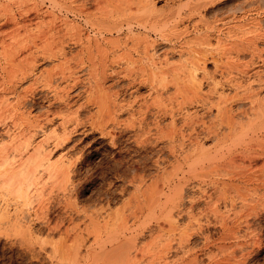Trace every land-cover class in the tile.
<instances>
[{
	"label": "rangeland",
	"instance_id": "1",
	"mask_svg": "<svg viewBox=\"0 0 264 264\" xmlns=\"http://www.w3.org/2000/svg\"><path fill=\"white\" fill-rule=\"evenodd\" d=\"M76 1L66 0V4L69 5V2H72V5L83 4V0H78L81 1H77L78 3ZM85 1L87 0L83 2ZM154 1L155 9L152 12L154 16L151 15L158 23L159 33L156 31V34L150 28L142 29L133 25L131 30L124 27L120 35L115 33L111 35L104 31L107 24L102 25L105 33H100L102 29L91 25L89 21H86V17H80L63 8L61 0H0V83L14 84L15 87L13 90L0 88V110H2L0 117L3 118L0 121V151L6 148L2 151L8 150L7 153L11 155L9 158L12 162L13 160L17 162L22 159V156L25 158L26 153L20 156L17 153V156L12 154L14 147L21 145L24 138L17 135L19 129L15 128L17 127L16 122L24 123L30 118L31 120L37 119L44 124L49 112L48 118H53V121L48 125L44 124L43 131L27 134L28 139L32 142L31 145L35 146L44 135L49 134L53 129L61 135L63 131L60 124L63 120L61 118L69 117L65 121L70 123L67 122L63 127L66 128L67 135L64 137L70 140L65 139L58 147H54L53 143L49 142L46 144V151L51 149L48 157L50 163L62 160L68 166L69 161L71 162L65 178L61 174H55L52 170L41 169L42 171L38 173L40 177L38 176L35 185L28 190L25 201V198L15 197L7 189L0 188V214L9 204L7 207L9 219L5 216L6 219L3 217L0 220V264H124L126 255H122L124 256L122 259L125 260L123 261L116 249L122 251L120 250L122 245H125V248L129 247L126 246L127 243L124 244L127 238L129 239L126 241L138 238L136 241L132 240L136 247L131 241L129 242L137 250H142V245H144L143 250L145 249L142 252L140 250L136 252L133 246L129 247L131 250L128 248L131 251L128 250L129 257L130 255L131 257L138 256L134 263L131 261V264H157L158 261L162 264L165 261L167 264H179L181 256L190 262L194 260L195 264H222L223 262V264H264V168L261 169L264 166V156L257 159L253 165H249L247 161L251 157L248 153L249 155L254 154L264 145V0ZM195 1L196 4L199 3L198 8ZM86 3L87 12L93 16L91 18H98V15L104 12L108 14L109 10L113 14L117 12L111 4H107V0H102L101 6L89 0ZM188 7L197 8L194 15L189 14ZM134 8L132 7L133 12L130 11V13L135 12ZM105 13L102 16L107 17ZM136 13L138 14V11L134 14ZM105 18L101 17L103 20ZM78 32L83 42L86 39L103 41V46H101L103 50L98 56L99 52H94V56L98 65L100 63H104L105 66L109 65L106 67L107 70H104L108 74L106 73L105 76L104 72L103 75L101 74L106 79L99 76L101 70L97 69V64L95 65L97 68L90 69V73L87 72L89 71L87 65H83V69L75 67L81 69L79 71L73 68L72 74L75 72L73 77L75 76V82L78 81L76 85L73 83L72 74L70 78L65 76L68 80L65 78L66 80L62 81L60 74L53 77V83L51 82L49 87H45L47 84L40 79H44L42 76L46 74V70L58 73L60 68L59 57L50 54L51 50L54 52L56 49L54 44L58 41L60 33H64L67 39L65 51L67 59L70 60V57L75 56L81 49L80 43L77 45L73 40V37L78 39ZM200 36L205 39V42ZM114 37L117 38L116 41L124 42L120 43V47L117 45L119 50L115 49L116 46L113 48L110 43L112 39L115 41ZM201 40L204 44H201ZM199 41L201 45L198 44ZM31 42L36 43V47L39 44L46 45L47 42L53 45V47L50 46V51L45 50L49 58H46V53L41 52L42 49L39 50L41 46L37 51ZM133 42L139 43V47L136 48ZM27 45L30 46L32 52H36L34 53L37 54V58L42 56L36 58L38 61L35 64L37 65L35 69L33 68V72L28 71L30 74L27 72L30 63V56H28L30 48L28 49ZM123 46L126 47L123 48ZM143 46L146 49H143ZM193 50L197 51L196 55ZM11 51H16L13 52V54L16 53L15 57L11 55ZM39 52L42 55H38ZM101 52L106 54V58L105 55H101ZM197 53L198 57H204L203 59L206 60L205 71L207 72L205 75L202 71L196 72L195 82L201 83L200 94L203 96L209 94L211 97L209 101L216 103H213V106L228 98L226 104L230 105L235 112L234 122L237 121L234 124V126L237 125L235 132L229 136L230 138L226 141L228 143L225 142L223 145L222 154H219L220 157L216 156V163H212L215 166L206 163L208 156L211 157L212 154L205 155L207 159L204 155H198V157L196 155L190 161L186 160L183 152L190 148L187 139L185 141L188 146L185 141L186 148L183 146L185 150L182 148L180 150L178 147L181 138L186 135V128L184 129L183 125L184 114L194 112L195 120L203 115L205 117L202 121H207L205 123L216 121L215 106L211 108V112L207 113L206 108L209 105L201 108V105L199 107L195 102L190 104L192 89L183 83L184 75L190 72L189 60H192L190 57L194 58ZM101 56L105 62L101 59L99 63L97 60L100 61L98 58ZM24 60L27 64H23L26 63ZM71 60L68 61V63L71 62L70 65L73 63ZM17 62L21 64L18 65ZM57 65L59 68H56ZM54 66H56V71L52 69ZM25 70L27 75L23 78ZM40 71L42 76L39 74ZM65 71L62 72L61 69L60 72L64 74ZM68 72L67 70L64 75ZM14 73L17 76H14ZM256 73L258 76L255 75ZM96 81L100 84L96 85ZM65 89L69 90L67 91L69 94L64 91ZM246 95L253 96L259 102L254 98L250 100L251 97L248 99ZM219 96L223 101L219 99ZM60 97L64 100L62 101V98L60 100ZM67 97L69 99H66ZM18 102L21 103L19 110H15L14 107ZM95 102L100 106L94 105ZM249 106H251L250 109ZM1 107L6 108L3 111ZM7 108L8 110L11 108L10 111L14 108L12 114L7 115ZM242 111H248L247 116L242 115L244 114ZM256 111L259 116L256 115ZM172 119L175 120L176 130L174 131H172ZM74 120L82 121V124ZM92 122L98 125L94 124V126ZM250 123L256 127H263L262 132L256 135L245 132ZM240 125L245 130H242ZM202 141L206 149L212 150L217 143L213 139ZM236 142H240V145ZM246 144L250 146L249 149L252 148L253 153L250 151L245 153L242 148ZM235 148L237 151L233 153ZM234 155L236 158H232ZM196 158L200 160L204 158L205 162L200 163L199 159L197 162ZM227 159H234V161L236 159L235 162L230 160L235 164L226 163ZM223 162L233 172L227 168V165L224 166ZM238 163L241 165H236ZM244 163L250 167H248L249 171ZM5 167L7 166H0V173L5 170ZM251 168L253 171L250 172ZM250 179L254 181H249ZM251 194L254 196L252 197ZM250 199H253L252 202ZM66 200L68 203L72 202L69 206H73V211L71 207L66 208ZM176 202L182 203L183 213L178 212L180 208L175 205ZM188 209L191 211V217L185 216L187 213L184 212H188ZM133 212L136 214L133 215ZM15 217L19 221H16ZM126 218L129 219L125 220ZM221 218L226 219V225L229 227H235L237 225L235 220L238 218L242 219L241 221L246 220V223L244 221L240 223L235 239H229L219 226ZM120 224L126 227L123 228ZM182 229L185 237L180 236ZM159 233L161 238L157 235ZM181 237L188 240L183 241V246L179 244L182 249L176 243ZM115 239L117 242L114 241ZM169 240L171 241L169 242L170 247L172 246L173 249L169 248L170 253L163 252L164 255L161 253L164 248L161 245ZM237 242L239 244L243 242V244L239 246ZM150 245L155 249L153 250ZM156 245L160 246L156 248ZM114 248L115 251H112ZM110 251L112 255L107 253ZM119 251L118 253L121 254ZM113 252L118 255V258L116 254L113 255ZM186 260L183 263L188 262Z\"/></svg>",
	"mask_w": 264,
	"mask_h": 264
},
{
	"label": "bare ground",
	"instance_id": "2",
	"mask_svg": "<svg viewBox=\"0 0 264 264\" xmlns=\"http://www.w3.org/2000/svg\"><path fill=\"white\" fill-rule=\"evenodd\" d=\"M75 1V0H74ZM78 1V0H77ZM76 1V2H77ZM82 1V0H81ZM81 1H78V2H81ZM84 1V0H83ZM82 1V3L83 4H81V3H79L78 5L75 3L74 5H72V2L70 3L69 2V5H67L66 3V0H61V3H62V5L61 6H63V8H65L66 10H68V11H70V12H72L73 14L75 13L76 15H78V16H80V17H86V21H89L90 23H91V25H95V27L96 28H103L104 26H102L103 24H107V25H105V27H104V29H102V31L100 30H98L100 33H103L104 31L106 32V33H109V34H117V35H120L121 34V32L123 31V29H124V27L125 28H129L130 30L134 27L133 25H135V26H137L138 28L139 27H141L142 29H148V28H150V30L151 29H153L152 31H157L158 33H159V28H157V26H158V23L156 22V20H155V18L154 17H152V12L154 11V9H155V1L154 0H107V4H111L112 6H113V8H114V11H117L116 12V14H113L110 10L108 11V14L107 13H105L104 11V13H105V15H108L107 17L106 16H102V14H104V13H101V14H99V12H98V18L96 17V18H91V17H93V16H91V15H89V13L87 12V10H86V8H85V6L87 7V5H85V3L88 1H85V3ZM91 3H96V4H98L99 6H101V4H103L102 3V0H93V1H91V0H89ZM201 1V0H200ZM205 1V0H204ZM77 2V3H78ZM99 2H101V3H99ZM198 2V1H197ZM202 2V1H201ZM211 2V1H210ZM60 3V4H61ZM87 4V3H86ZM89 5V4H88ZM195 5H197L196 7L198 8L199 7V3L198 4H196V1H195ZM195 5L193 6V7H195ZM123 6V7H122ZM191 6V5H190ZM258 6V5H257ZM97 7V6H96ZM132 7L134 8V9H136L135 10V12H137L138 11V14L136 13V14H134V13H130V11H132L133 12V10H132ZM186 7H187V5H186ZM192 7V6H191ZM197 8H192V9H190L189 7H188V10H189V14H191V15H194V13L197 11ZM253 9V8H252ZM257 9V8H256ZM86 10V11H85ZM261 10V9H260ZM259 10V11H260ZM87 14H86V13ZM199 12V11H198ZM258 12V11H257ZM85 13V14H84ZM110 13V14H109ZM118 13V14H117ZM252 13V12H251ZM152 14V15H151ZM263 14V13H262ZM101 15V16H100ZM196 15V14H195ZM154 16V15H153ZM101 17L104 19L105 17V20H103V19H101ZM264 17V16H263ZM256 19V18H255ZM264 19V18H263ZM82 20H84V19H82ZM85 20H84V22H86ZM62 23H64V22H62ZM65 24V23H64ZM86 24H88V23H86ZM89 25V24H88ZM255 25V24H254ZM257 25V24H256ZM258 25H259V23H258ZM94 27V26H93ZM253 28H255V27H253ZM75 29V28H74ZM74 29H72V30H74ZM158 29V30H157ZM62 30V29H61ZM78 30H80L79 29V27H78ZM94 30V29H93ZM104 30V31H103ZM161 30V29H160ZM62 32V31H61ZM80 32V31H79ZM78 32V39H76V38H74L73 37V40H74V42L78 45L79 43H80V47H81V49H80V51L77 53V54H75V56H73L72 58L70 57V60L74 63H72L71 65H70V63H68V61H70L69 60V58L67 59V54H66V51H65V48H66V41H67V39H65V37H64V33H60V35H59V39H58V41L54 44V47H55V45H56V49H55V51L53 52L51 49H50V46H52L53 47V45H50V43H48V45H47V43H46V45H47V47H46V45L45 44H42V45H40L39 44V46H41V47H39L38 46V44H37V46L40 48H38V47H36V43L34 44L33 42H31V44L33 45V47L35 46V48L37 49V51H38V49L39 50H41L42 49V53H46L47 51H45L46 49H49V51L50 52H52V53H50L51 55H56V57H59V66H60V68L58 67V65H57V67L56 66H54V68H52V69H55V67L56 68H59V70L61 71V69H62V72L63 71H65V73L64 74H66V72H67V70L69 71L68 73H69V75H68V73H67V75H64L62 72H60L59 70H58V73L57 72H53V70L52 71H50V70H46L47 72H46V74L44 75L43 74V76L41 75V71H40V75L42 76V78H44V79H40V80H44V82L47 84V86H45V87H49L48 85H50V83L52 82V79H53V77H56V76H59L60 74V76L59 77H61L60 79H61V81L62 80H68V77H65V76H69V78H70V76H71V74H72V71H74L73 70V68L75 69V71H76V69L79 71V70H81V69H78V68H75V67H79V68H82L83 69V65H87V69L89 70V71H87V72H91V70L90 69H94L95 70V68H97V69H100L101 71H100V74L99 73H97V74H99V76L102 74L103 75V72H104V76H105V74L107 73H105V71L104 70H107V68L106 67H109V65L107 66H105V64L104 63H100L101 62V59L103 60V62H105L104 61V59L102 58V56L103 55H105V58H106V54H103L102 52V56H101V58L99 57L98 59H100V61L99 60H97L100 64L98 65L96 62H95V56H94V54L95 53H97V52H99V53H97V56H98V54H100V51H102L103 49L101 48V46H103V41L100 39H95V40H90V39H86L85 40V42H83V41H81V39L79 38L80 37V33ZM104 32V33H105ZM157 32H156V34H157ZM155 34V33H154ZM161 34V33H160ZM71 36H73L72 34H70ZM69 35V40H70V36ZM159 35V34H158ZM162 35V34H161ZM160 35V36H161ZM123 36V35H122ZM163 36V35H162ZM125 37V36H124ZM115 38V41L112 39V41L110 42L111 43V45L113 46V48L116 46L117 47V45L120 47V43L122 44V43H124V42H119V41H116L117 40V38L116 37H114ZM196 39H198V40H200L199 38H197V37H195ZM200 38H202L201 36H200ZM203 39V38H202ZM118 40H119V38H118ZM131 41H132V39H130ZM205 39H203V41H204ZM71 41H72V39H71ZM114 41V42H113ZM123 41V40H122ZM133 41H135L134 39H133ZM202 40H201V44L203 43L204 44V42H203ZM73 42V43H74ZM126 42V41H125ZM45 43V42H44ZM105 43V42H104ZM134 43V42H133ZM142 43V42H141ZM30 44V45H31ZM52 44V43H51ZM199 45H201L200 44V41H199V43H198ZM197 44V45H198ZM44 45V46H43ZM76 45V46H77ZM134 45L136 46V48H138L139 47V43H134ZM133 45V46H134ZM138 45V46H137ZM28 47V49L30 48V46L29 45H27ZM49 46V47H48ZM69 46V45H68ZM142 46V45H141ZM21 47H22V45H21ZM25 47H26V45H25ZM43 47H44V49H43ZM109 47V46H108ZM119 47H117V48H115V49H118ZM126 46H123V48H125ZM112 48V47H111ZM20 49V48H19ZM33 49V48H32ZM53 49V48H52ZM120 49V48H119ZM118 49V50H119ZM143 49H146V47H144L143 46ZM195 49V48H194ZM197 49V48H196ZM199 49V48H198ZM201 49V48H200ZM31 50V48L29 49V54H28V56H30V58H29V60H30V63L28 64V66H26V67H28V70H27V72L28 71H32L33 72V68L35 67V65H37V64H35V62H37L38 60V58H41V57H38L37 58V54H35L34 52H32V50ZM43 50L45 51V52H43ZM56 50H57V52H56ZM67 50V49H66ZM19 51V50H18ZM105 51V50H104ZM103 51V52H104ZM12 52V51H11ZM10 52V53H11ZM13 52H16V51H13ZM13 52H12V56H14V55H16V53L15 54H13ZM56 52V53H55ZM95 52V53H94ZM193 52H195L194 54L196 55V52L197 51H194L193 50ZM202 52V51H201ZM201 52H198V53H201ZM253 52H254V50H253ZM256 52V51H255ZM20 53V52H19ZM27 53V52H26ZM49 53V52H48ZM197 53V56H194V58H192V57H190L192 60L190 61L189 60V58L187 59V60H189V63H190V72H187V74H185L184 75V78H185V80H184V78H181L182 80H184L183 81V83H184V85L185 86H187V87H189V88H191L192 89V95H191V98H190V101H191V103L190 104H192L193 102H195V104H197V106H199L200 107V105H201V108H205V107H207V105H209L207 108H206V112L208 113V111H210L211 110V108H213L214 106H213V103L211 102V101H209L210 100V96H209V94L208 95H205V96H203V94L201 95L200 94V87H201V83H196L195 81H196V72L197 71H202V73H203V75H205V74H207V72L205 71V64H206V60L205 59H203L202 57H198V54ZM18 54V53H17ZM40 54V52L38 53V55ZM202 54H203V52H202ZM201 54V55H202ZM253 54H255V53H253ZM40 55H42V54H40ZM44 55V54H43ZM49 54H47L46 53V58L48 57L49 58V56H48ZM50 55V56H51ZM191 55H193V54H191ZM9 56H10V54H9ZM28 56H26V57H28ZM45 56V55H44ZM53 56V57H54ZM108 56V55H107ZM15 57V56H14ZM52 57V56H51ZM12 58V57H11ZM25 58V57H24ZM37 58V59H36ZM45 58V57H44ZM44 58H42V60L44 59ZM55 58V57H54ZM109 58V57H108ZM253 58V57H252ZM260 59V58H259ZM17 60V59H16ZM27 60V59H26ZM26 60H24L25 62H26ZM46 60V59H45ZM106 60V59H105ZM22 61V60H21ZM28 61V60H27ZM263 61H264V59H263ZM108 62V61H107ZM17 64H18V62H17ZM19 64H21L20 62H19ZM18 64V65H19ZM23 64H27V62L26 63H23ZM98 65L97 67L95 66V65ZM108 64V63H107ZM73 65H74V67H73ZM14 66V65H13ZM21 66V65H20ZM19 66V67H20ZM23 66V65H22ZM104 66H105V68H104ZM111 66V65H110ZM18 67V66H17ZM181 67V66H180ZM104 68V69H103ZM181 68H185V67H181ZM181 68H179V69H181ZM35 69V68H34ZM84 69H85V67H84ZM23 70V69H22ZM182 70V69H181ZM255 70V69H254ZM43 71H45V70H43ZM42 71V72H43ZM54 71H56V69L54 70ZM85 71V70H84ZM93 71V70H92ZM185 71V70H184ZM257 71V70H256ZM24 72V74L22 75L23 76V78H25V76L27 75V73H26V70L25 71H23ZM95 72V71H94ZM98 72H99V70H98ZM21 73H22V71H21ZM29 73V72H28ZM43 73H45V72H43ZM75 73V72H74ZM73 73V74H74ZM93 73V72H92ZM30 74V73H29ZM28 74V75H29ZM56 74H58V75H56ZM73 74H72V76L71 77H73ZM96 74V73H95ZM108 74V73H107ZM259 74V73H258ZM39 75V76H40ZM100 76V77H102V78H104V76ZM187 75V76H186ZM255 75H257V73L255 74ZM14 76H17V75H15V73H14ZM20 76V75H19ZM40 76V77H41ZM150 76V75H149ZM258 76V75H257ZM75 77V76H74ZM73 77V78H74ZM95 77H97V76H95ZM152 77V76H151ZM22 78V79H23ZM66 78V79H65ZM141 78H142V76H141ZM153 78V77H152ZM151 78V79H152ZM187 78V79H186ZM20 79H21V76H20ZM37 79L39 80V78L37 77ZM57 79V78H56ZM101 79V78H100ZM104 79H106V78H104ZM142 80V79H141ZM258 80H259V78H258ZM41 81V82H42ZM74 82L73 83H75V85H76V82L78 83V81L76 80V82H75V78H74V80H73ZM99 81V80H98ZM102 81V80H101ZM94 82V81H93ZM138 82V81H137ZM141 82V81H140ZM144 82H145V80H144ZM262 82V81H261ZM53 83V82H52ZM56 83V82H55ZM1 84V83H0ZM45 84V85H46ZM95 84V83H94ZM97 84H100V82H97L96 81V85ZM140 84V83H139ZM13 85V86H12ZM12 85H4V83H2L1 85H0V88L1 89H3V90H13V87H14V84H12ZM72 86V85H71ZM70 86V88H72ZM73 86H74V84H73ZM99 86V85H98ZM151 86H153V85H151ZM15 88V87H14ZM74 88V87H73ZM261 88V87H260ZM264 88V87H263ZM29 89V88H28ZM69 89V88H68ZM27 90V89H26ZM70 90V89H69ZM69 90H67L68 92H69ZM72 90V89H71ZM24 91H25V89H24ZM64 91H66V89L64 90ZM66 91V93L67 94H69L68 92ZM255 92V91H254ZM65 93V92H64ZM250 93V92H249ZM248 93V94H249ZM31 94V93H30ZM33 94V93H32ZM31 94V95H32ZM236 94V93H235ZM253 94V93H252ZM60 95V94H59ZM62 95V94H61ZM78 95V94H77ZM255 95V94H254ZM21 96V95H20ZM24 96H26V95H24ZM30 96V95H29ZM67 96V95H66ZM234 96H236V95H234ZM247 97H248V99L251 97V99L250 100H252V98H254L253 96H249V95H246ZM257 96V95H256ZM22 98H23V96H21ZM62 97L64 98V96L62 95ZM62 97H60V100H61V98ZM241 97V96H240ZM244 97V96H243ZM25 98V97H24ZM62 98V101L64 100ZM233 98V97H232ZM242 98V97H241ZM240 98V99H241ZM58 99V98H57ZM66 99H69L68 97L66 98ZM219 99L221 100V97L219 96ZM243 99H245V98H243ZM255 99V98H254ZM259 99V98H258ZM59 100V99H58ZM227 100H228V98H227ZM227 100H225V101H223V100H221V101H223V102H221V103H217V105L215 106V109H216V113L217 114H215L216 116H215V119H216V121L215 122H212V123H205V122H207V121H202L203 120V118L205 117V116H201V118L200 119H197V120H195L196 118V114L193 112V113H187V114H184L183 115V125L185 126L184 127V129L186 128V135L183 137V138H181V140H180V142L178 143V147H179V149L180 148H182V149H184L185 150V146L187 145V142L186 141H188V145H189V149L187 150V151H184L183 153L185 154V158H186V160H188V161H190V159L193 157V156H196L197 155V157H198V155L200 156V155H209V154H212V156L210 157V156H208V159H207V157L205 156L204 158H206L207 159V161H206V163H216L215 161H216V156H219V154L223 151V148H224V146L223 145H225L224 143L228 140V138H230L229 136H231V134H233L234 132H235V128H236V126L237 125H235L234 126V124L237 122H234V117L236 116L234 113L235 112H233V110H232V108H231V106L230 105H227L226 104V102H227ZM231 100V99H230ZM255 100H257V99H255ZM264 100V99H263ZM67 101V100H66ZM258 101V100H257ZM55 102V101H54ZM88 102H90V101H88ZM251 102V101H250ZM254 102V101H253ZM253 102H252V104H253ZM259 102V101H258ZM260 102L262 103V101L260 100ZM64 103V102H63ZM65 103H68V102H65ZM64 103V104H65ZM99 103V102H98ZM255 103H256V101H255ZM260 103V104H261ZM21 103L20 102H18L16 105H15V110H19V105H20ZM59 104V103H58ZM94 104V103H93ZM97 103L95 102V104L94 105H96ZM214 104H216V103H214ZM257 104V103H256ZM3 105V104H2ZM23 105H24V103H23ZM53 104H51V106H52ZM97 105H99L100 106V104H97ZM206 105V106H205ZM59 106V105H58ZM65 106V105H64ZM212 106V107H211ZM257 106V105H256ZM255 106V107H256ZM259 106H261V105H259ZM264 106V105H263ZM12 107V106H11ZM250 107L251 106H249V109H250ZM1 108H3V107H1ZM6 108V107H5ZM5 108H3V111H4V109ZM14 108H13V110L12 111H14ZM50 108V107H49ZM65 108V107H64ZM200 108V109H201ZM257 108V107H256ZM261 108H263V107H261ZM260 108V109H261ZM10 110H11V108H9ZM157 109V108H156ZM7 110H8V108H7ZM10 110H8L6 113H7V115H9L12 111H10ZM66 110V109H65ZM69 110V109H68ZM202 110H204V109H202ZM246 110V109H245ZM257 110V109H256ZM259 110V109H258ZM0 111H2V110H0ZM10 111V112H9ZM49 111V110H48ZM195 111V110H194ZM254 111V110H253ZM262 111V110H261ZM9 112V113H8ZM68 112V111H67ZM211 112V111H210ZM209 112V113H210ZM237 112V111H236ZM240 112H241V110H240ZM243 112V111H242ZM247 113H248V111H246ZM245 111L243 112L244 114H242V115H244V116H247V113H246ZM257 112V111H256ZM260 112V111H259ZM0 113H2V112H0ZM55 113V112H54ZM78 113V112H77ZM239 113V111L237 112V114ZM12 114V113H11ZM48 114H49V112H48ZM48 114L46 115V117H45V120H44V124H46V125H48V124H50L52 121H53V118H48ZM66 114V113H65ZM68 114V113H67ZM76 114V113H75ZM100 114V113H99ZM204 114H206V113H204ZM211 114V113H210ZM209 114V115H210ZM240 114V113H239ZM246 114V115H245ZM253 114V113H252ZM264 114V113H263ZM6 115V114H5ZM4 115V116H5ZM53 115V114H52ZM56 115V114H55ZM73 115V114H72ZM256 115H258V112L256 113ZM2 116V115H1ZM3 116V117H4ZM54 116V115H53ZM70 116V115H69ZM100 116V115H99ZM101 116H102V114H101ZM259 116V115H258ZM260 116H261V113H260ZM7 117H9V116H7ZM26 117V116H25ZM55 117V116H54ZM104 117V116H103ZM252 117V116H251ZM5 118H6V116H5ZM10 118V117H9ZM23 118V117H22ZM27 118V117H26ZM67 118H69V117H66L65 119L64 118H61V120H62V123H60L61 124V126H62V129H63V131H62V133H60L61 135H58L57 133H56V131H55V129H53L52 130V132H50L49 134H47V135H44L43 136V138H42V140L40 141V142H38L35 146H33V145H31V143L32 142H30V139H28L29 138V135L27 136V134H30L31 132L34 134V133H37L39 130H42V128H43V125L44 124H41L37 119H26L25 120V118H23L25 121H24V123H17L16 122V125H17V127H15V128H17V130H18V132H17V135L19 134V135H21V138H22V136L24 137L23 139H25V137L27 138V139H25L24 141H23V139H22V143H21V145L19 144V145H17V146H15L14 147V149L12 150V154H15L16 156H17V154H18V156H20V155H22L23 153H26V157L25 158H23L24 156H22L21 158L23 159H19L17 162L15 161V160H13V162L12 161H10L11 159L9 158L11 155L10 154H8L7 153V151H2V150H5L4 148L0 151V166H7V167H5V170L2 172V173H0V188H5V189H7L12 195H15V197L16 196H19V197H21V198H25L24 199V201L26 200V197H27V195H28V190L31 188V187H33L34 185H35V183H36V181H37V179H38V176L40 175H38V173H40L39 171L42 169H46V170H52V172L54 171V173L55 174H61V175H63V177L65 178L66 176H67V174H68V169H69V163H71L70 161H69V163H68V166L66 165V163L64 162V161H59V162H55V163H50L49 162V155H50V150L51 149H49V151H46V144H48L49 142H51V143H53V146L54 147H58L60 144H62L64 141H65V139H68V138H65L64 136L66 135V132H65V130H66V128L65 127H63L67 122L68 123H70L69 121H65V120H67ZM73 118V117H72ZM75 118V117H74ZM173 118V117H172ZM3 118L2 117H0V121L2 120ZM11 119V118H10ZM71 119V118H70ZM75 119H77V118H75ZM247 119H248V117H247ZM250 119V118H249ZM253 119H254V116H253ZM256 119V118H255ZM14 120V119H13ZM61 120H60V122H61ZM98 120V119H97ZM106 120V119H105ZM213 120V119H212ZM71 121V120H70ZM74 121H76V122H79L78 120H74ZM94 121V120H93ZM172 121H173V123H171V125H172V131H174V130H176V127H175V123H174V121L175 120H173L172 119ZM171 121V122H172ZM250 121V120H249ZM249 121H246V122H249ZM72 122V121H71ZM82 122V121H81ZM81 122H79V123H81ZM99 122H101L100 120H99ZM102 122H104V121H102ZM111 122V121H110ZM251 122V121H250ZM90 123V122H89ZM59 124V125H60ZM76 124V123H75ZM78 124V123H77ZM82 124V123H81ZM91 124H95V123H91ZM104 124V123H103ZM105 124H106V122H105ZM141 124V123H140ZM238 124V123H237ZM245 124H247V123H245ZM252 124H253V122H252ZM251 123L249 124V126H248V128L246 129V131L245 132H250L249 134L251 135V134H257V133H259V132H262V130H263V127L262 128H260V127H256V125H252ZM255 124V123H254ZM15 125V126H16ZM80 125V124H79ZM95 125H98V124H95ZM94 125V126H95ZM99 125H101V124H99ZM183 125H182V127H183ZM239 125V124H238ZM45 126V125H44ZM60 126V127H61ZM66 126V125H65ZM74 126V125H73ZM77 126V125H76ZM89 126V125H88ZM91 126V125H90ZM103 126V125H102ZM101 126V127H102ZM114 126V125H113ZM138 126V125H137ZM97 127V126H96ZM99 127V126H98ZM109 127V126H108ZM240 127H241V125H240ZM243 127V126H242ZM241 127V129L242 130H245V129H243ZM245 127V126H244ZM73 128V127H72ZM74 128H75V126H74ZM139 128H140V126H139ZM61 129V130H62ZM71 129V128H70ZM69 129V130H70ZM90 129V128H89ZM102 130V129H101ZM143 130H145V129H143ZM237 130H240V128L238 129L237 128ZM43 131V130H42ZM60 131V130H59ZM109 131V130H108ZM141 131V130H140ZM89 132V131H88ZM46 133V132H45ZM145 133V132H144ZM241 133V132H240ZM243 133V132H242ZM104 134H106V132L104 133ZM107 134H108V132H107ZM244 134V133H243ZM247 134V133H246ZM245 134V135H246ZM99 135V134H98ZM102 135V134H101ZM144 135V134H143ZM67 136V135H66ZM70 136V135H69ZM68 136V137H69ZM107 136V135H106ZM114 136V135H113ZM142 136V135H141ZM99 137V136H98ZM108 137H109V135H108ZM235 137H237V135L235 136ZM247 137V136H246ZM20 138V137H19ZM144 138V137H143ZM149 139V138H148ZM187 139V140H186ZM209 139H213V140H215L217 143H216V145L214 146V148H213V150L212 149H206L205 147H204V145H203V141L202 140H209ZM248 139V138H247ZM260 139V138H259ZM68 140H70V139H68ZM110 140V139H109ZM143 140V139H142ZM186 140V141H185ZM230 140H232V139H230ZM147 141V140H146ZM145 141V142H146ZM184 141H185V144H184ZM202 141V142H201ZM212 141V140H211ZM210 141V142H211ZM260 141L262 142V140L260 139ZM21 142V141H20ZM30 142V143H29ZM260 142V143H261ZM264 142V141H263ZM226 143H228V142H226ZM234 143H235V141H234ZM236 143H238V142H236ZM240 143V142H239ZM238 143V144H239ZM263 144V143H262ZM261 144V145H262ZM185 145V146H184ZM187 145V146H188ZM232 145H234V144H232ZM240 145V144H239ZM254 145V144H253ZM29 146H33V147H29ZM183 146L185 147V148H183ZM229 146V145H228ZM228 146H226V147H228ZM236 146V145H235ZM264 146V145H263ZM263 146L258 150V151H256L254 154H255V156H252V155H254V154H251V155H249V153H248V156H251V157H249L248 159L249 160H247V157H246V160L249 162V165H253L254 164V162L257 160V159H260L261 157H263L264 156V148H263ZM82 147V146H81ZM234 147V146H233ZM241 147H243V144H241ZM249 145H245L244 146V148H242L244 151H245V153L246 152H254V151H251V149H249ZM252 147V146H251ZM256 147V146H255ZM259 147H260V145H259ZM30 148V151H28V149ZM51 148V147H50ZM75 148V147H74ZM239 149H241V148H239ZM181 150V149H180ZM183 151V150H182ZM182 151H181V153H182ZM211 151V152H210ZM230 151V150H229ZM234 151H237V148H235L234 150H233V153H234ZM242 151V150H241ZM6 152V153H5ZM243 152V151H242ZM242 152H239L238 151V153H242ZM17 153V154H16ZM245 153H243V155H245ZM77 154V153H76ZM216 154H218V155H216ZM222 154V153H221ZM220 154V155H221ZM237 155V154H236ZM236 155H234V157H232V158H236ZM83 156V155H82ZM81 156V157H82ZM237 156H239V155H237ZM242 156V155H241ZM63 157V156H62ZM79 157V156H78ZM220 157V156H219ZM224 157V156H223ZM243 158H244V156H242ZM13 158V157H12ZM18 158V157H17ZM204 158H201L202 160H200L199 158V160H200V163L201 162H205V159ZM231 158V157H230ZM241 158V157H240ZM65 159V158H64ZM194 159V158H193ZM192 159V160H193ZM197 159V158H196ZM198 159H197V162H199L198 161ZM204 159V160H203ZM221 159V158H220ZM245 159V158H244ZM264 159V158H263ZM60 160V159H59ZM74 160V159H73ZM230 160H232V162L234 161V159H230ZM230 160H226V161H224V162H226V163H231V165L232 164H235V163H232V162H230ZM238 160H239V158H238ZM238 160H237V162H238ZM243 160V159H242ZM15 161V162H14ZM66 161V160H65ZM195 162H196V160H194ZM235 161H236V159H235ZM234 161V162H235ZM243 161H245V160H243ZM246 161V162H247ZM76 162V161H75ZM223 162V163H224ZM236 162V163H237ZM239 162H241V161H239ZM259 162H260V160H259ZM264 162V161H263ZM242 163V162H241ZM222 164V163H221ZM245 164V166H246V169L249 167H247V165H246V163H244ZM74 165V164H73ZM202 165H204V164H202ZM212 165H214V164H212ZM219 166H220V164H218ZM223 165V164H222ZM225 165H227V164H225L224 163V166ZM236 165H241V164H236ZM262 165V164H261ZM215 166V165H214ZM223 166V167H224ZM242 166H243V164H242ZM244 166V167H245ZM256 165H254V167H255ZM259 166V165H258ZM257 166V167H258ZM256 167V168H257ZM219 168H221V166L219 167ZM226 168V167H225ZM227 168H228V165H227ZM230 168V167H229ZM228 168V169H229ZM231 168H232V166H231ZM250 168V167H249ZM249 168H248V171H249ZM252 168H253V166H252ZM252 168H251V170H250V172L251 171H253L252 170ZM264 168V166L263 167H261V169H263ZM208 169V168H207ZM216 169V168H215ZM237 169H238V167H237ZM243 169V168H242ZM241 169V171H243ZM245 169V168H244ZM245 169V170H246ZM41 170V171H42ZM219 170V169H218ZM217 170V171H218ZM229 170H231V169H229ZM234 171H235V169H233ZM244 170V171H245ZM255 170V169H254ZM225 171H226V169H225ZM232 171V170H231ZM257 171V173H258V171H259V169L258 170H256ZM233 172V171H232ZM240 171H238V173H239ZM261 172V171H260ZM254 174H255V172H253ZM221 174V173H220ZM230 174V173H229ZM243 174V173H242ZM261 174V173H260ZM239 174H237V176H238ZM241 175V174H240ZM69 176V175H68ZM222 176H224V175H222ZM242 176V175H241ZM258 176V175H257ZM257 176H255V177H257ZM261 176V175H260ZM40 177V176H39ZM234 177V176H233ZM40 179V178H39ZM68 179V178H67ZM66 179V180H67ZM135 179V178H134ZM243 179H246V178H243ZM243 179H242V181H243ZM257 178H255V180H256ZM69 180V179H68ZM248 180V179H247ZM246 180V181H247ZM252 179H250L249 181H251ZM245 181V180H244ZM252 181H254V180H252ZM66 181H65V179H64V183H65ZM70 182V181H69ZM62 183V182H61ZM244 183V182H243ZM243 183H241L242 185H243ZM261 183V182H260ZM38 184V183H37ZM69 184V183H68ZM68 184H66L67 186H68ZM235 184H236V182H235ZM62 185V184H61ZM226 185H228V184H226ZM238 185V184H237ZM236 185V186H237ZM257 186V185H256ZM239 187V186H238ZM246 187V186H245ZM258 187H261V186H258ZM234 188H235V185H234ZM244 188V187H243ZM249 188V187H248ZM252 188V187H251ZM250 188V189H251ZM63 189V188H62ZM236 189V188H235ZM253 189V188H252ZM251 189V190H252ZM255 189V188H254ZM3 190V189H2ZM237 190V189H236ZM242 190V189H241ZM240 190V191H241ZM257 190V189H256ZM260 190V189H259ZM5 191V190H4ZM239 191V190H238ZM237 191V192H238ZM239 191V192H240ZM243 191V190H242ZM51 192V191H50ZM253 192V191H252ZM4 193H6V192H4ZM9 193V194H10ZM54 193V192H53ZM70 193V192H69ZM232 193V192H231ZM6 194H8V193H6ZM239 194V193H238ZM263 194V193H262ZM71 195V194H70ZM235 195V194H234ZM243 195H245L244 194V191H243ZM239 196V195H238ZM251 196H252V194H251ZM253 196H254V194H253ZM252 196V197H253ZM8 197V196H7ZM244 197V196H243ZM248 197V196H247ZM258 197H260V196H258ZM263 197V196H262ZM261 197V198H262ZM73 198V197H72ZM233 198V197H232ZM235 198H236V196H235ZM234 198V199H235ZM239 198V197H238ZM7 199V198H6ZM12 199V198H11ZM229 199V198H228ZM4 200V199H3ZM241 200H242V198H241ZM251 200V202H252V200L253 199H250ZM2 201V200H1ZM67 201V200H66ZM228 201H230V200H228ZM232 201H234V200H232ZM249 201V200H248ZM248 201H246V202H248ZM261 201V200H260ZM263 201V200H262ZM9 202V201H8ZM14 202V201H13ZM16 202V201H15ZM258 202H259V200H258ZM11 203H12V201H11ZM45 203V202H44ZM67 204H66V208H67V206L68 207H71V206H69V203H68V201L66 202ZM232 203V202H231ZM257 203V202H256ZM262 203V202H261ZM13 204V203H12ZM41 204H43V202L41 203ZM48 204V203H47ZM233 204H234V202H233ZM255 204V203H254ZM5 205H7V203L5 204ZM9 205V204H8ZM8 205H7V207H8ZM70 205H72V202L70 203ZM175 205L177 206V207H179L180 209H179V213L180 212H182L183 213V210L181 209V206H182V203L181 202H176L175 203ZM232 205V204H231ZM226 206V205H225ZM229 206V205H228ZM232 206H234V205H232ZM248 206V205H247ZM252 206H253V204H252ZM4 207H6V206H4ZM7 207L4 209V212L2 213V214H0V220H2V218L4 217L5 219H6V217H7V219H9V216H7L8 214H9V211H8V209H7ZM40 207H41V205H40ZM46 207V206H45ZM231 207V206H230ZM249 207L251 208V206H250V204H249ZM3 208V207H2ZM16 208V207H15ZM264 208V207H263ZM42 209V208H41ZM70 209H72V211H73V206L70 208ZM192 209V208H191ZM190 209V210H191ZM249 209V208H248ZM256 209H258V207L256 208ZM261 209H262V207H261ZM6 210V211H5ZM228 210V209H227ZM259 210H260V208H259ZM263 210V209H262ZM15 211H17V210H15ZM77 211V210H76ZM187 211V210H186ZM256 211V210H255ZM1 212V211H0ZM191 211H189V209H188V212H184V213H187V214H185V216L186 217H191V213H190ZM235 212V211H234ZM238 212V211H237ZM262 212V211H261ZM263 212H264V210H263ZM15 213V212H14ZM77 213V212H76ZM241 213V212H240ZM16 214V213H15ZM133 215L134 214H136V213H132ZM181 214V213H180ZM220 214V213H219ZM232 214H234V213H232ZM235 214H236V212H235ZM251 214V213H250ZM37 215V214H36ZM254 215V214H253ZM257 215V214H256ZM6 216V217H5ZM16 216V215H15ZM17 217V216H16ZM15 217V219H16V221H19V219L17 220V218ZM36 217V216H35ZM135 217V216H134ZM133 217V218H134ZM218 217V216H217ZM239 217V216H238ZM241 217V216H240ZM254 217V216H253ZM40 218V217H39ZM39 218H36V219H39ZM132 218V217H131ZM136 218H137V215H136ZM237 218V217H236ZM244 218V217H243ZM111 219V218H110ZM124 219V218H123ZM129 219V218H128ZM127 218L125 219V220H128ZM135 219V218H134ZM189 219H191V218H189ZM217 219V218H216ZM91 220V219H90ZM124 220V221H125ZM242 220V219H241ZM240 220V218H238L237 220H235V222H236V224L237 225H235V227H229V226H227L226 225V219H224V218H221V219H219V226H221V228H222V232L224 233V235H226L229 239L230 238H232V239H235V237L237 236L236 234H237V232L239 231L238 230V227H240V223H242L243 221L245 222L246 220H243V221H241ZM254 220V219H253ZM116 221L118 222V220L116 219ZM189 221V220H188ZM192 221V220H191ZM193 222V221H192ZM196 222V221H195ZM238 222V223H237ZM90 223H91V221H90ZM189 223V222H188ZM217 223H218V221H217ZM246 223V222H245ZM249 223V222H248ZM247 223V224H248ZM258 223V222H257ZM58 224V223H57ZM97 224V223H96ZM191 224V223H190ZM250 224H251V222H250ZM255 224V223H254ZM121 226H123V228L124 227H126V226H124V225H122V224H120ZM192 225V224H191ZM243 225V224H242ZM128 226V225H127ZM247 226V225H246ZM254 226V225H253ZM171 227V226H170ZM186 227H187V225H186ZM185 227V228H186ZM189 227V226H188ZM251 227H252V225H251ZM49 228V227H48ZM51 228V227H50ZM160 228H161V226H160ZM176 228V227H175ZM243 228V227H242ZM163 229H165V228H163ZM256 229V228H255ZM49 230V229H48ZM51 230V229H50ZM56 230V229H55ZM151 230V229H150ZM149 230V231H150ZM168 231H169V229H167ZM189 230V229H188ZM165 231V230H164ZM167 231V232H168ZM182 231H183V229H182ZM181 230H180V232H182ZM252 231V230H251ZM261 231V230H260ZM152 232V231H151ZM184 232V231H183ZM182 232V234L180 235V236H184L183 234H185V232L183 233ZM190 232V231H189ZM195 232V231H194ZM248 232V231H247ZM242 233V232H241ZM240 233V234H241ZM251 233V232H250ZM112 234V233H111ZM120 234V233H119ZM188 234V233H187ZM191 234V233H190ZM189 234V235H190ZM195 234V233H194ZM245 234V233H244ZM254 234V233H253ZM252 234V235H253ZM259 234V233H258ZM115 235V234H114ZM120 235H123L122 233L120 234ZM157 235H159L158 237L159 238H161L160 237V233L159 234H157ZM188 235V236H189ZM207 235V234H206ZM257 235V234H256ZM111 236V235H110ZM178 236V235H177ZM179 236V237H180ZM239 236V235H238ZM245 236V235H244ZM116 237V236H115ZM136 237V236H135ZM157 237V238H158ZM185 237V236H184ZM190 237V236H189ZM225 237V236H224ZM251 237V236H250ZM259 237H260V235H259ZM259 237H257V238H259ZM169 238V237H168ZM174 238V237H173ZM226 238V237H225ZM228 238H227V240H228ZM244 238V237H243ZM127 239H129V238H127ZM126 239V240H127ZM138 238H136V240H137ZM222 239V238H221ZM240 239H242V238H240ZM118 240H120V239H118ZM125 240V243H124V241H120V243H124V244H126V246H135V242H132V240L133 241H136L135 239H133L132 238V240L130 239V240H128V241H126ZM167 240V239H166ZM171 240V239H170ZM167 241V242H164V243H162V245H161V247L163 248V250H162V254H164L165 255V253H163V252H169L168 250H170L171 249V247H170V244H169V242H171V241ZM249 240V239H248ZM251 240V239H250ZM258 240V239H257ZM114 241H116V239L114 240ZM129 241H131V243L133 244H131ZM183 241L185 242H187L188 240H185L183 237H181L180 239H179V241L177 242L176 241V243L178 244V246L181 248V246L180 245H182V243H183ZM217 241H220V240H217ZM110 242V241H109ZM112 242V241H111ZM117 242V241H116ZM128 242H129V244H128ZM174 242V241H173ZM120 243H118L119 244V246H121L120 245ZM189 243V242H188ZM213 243V242H212ZM238 244H239V242H237ZM241 243V242H240ZM256 243H257V241H256ZM116 244V243H115ZM180 244V245H179ZM187 244V243H186ZM242 244H243V242H242ZM242 244H239V246L240 245H242ZM246 244V243H245ZM137 245V244H136ZM171 245H172V243H171ZM184 245V244H183ZM182 245V246H183ZM118 246V245H117ZM125 245H122V248H120V250H122V251H119L118 249H116L117 250V254L119 255V257L121 256V259L126 255V258H125V260L124 259H122L123 261H125V263L124 264H131V261L134 263L135 261H136V257H138V256H132L131 257V255H130V257L128 256L129 255V251L131 250L129 247H124ZM133 246V247H134ZM141 246V245H140ZM143 247H144V245H142ZM141 246V247H142ZM151 247H152V245H150ZM157 246L158 245H156V248H157ZM160 246V245H159ZM158 246V247H159ZM178 246H176V248L178 247ZM219 246V245H218ZM217 246V247H218ZM248 246H251V245H248ZM115 248H119V247H116V246H114ZM136 247V246H135ZM134 247V248H135ZM143 247H142V250H143ZM150 247V248H151ZM204 247V246H203ZM206 247V246H205ZM220 247V246H219ZM255 247V246H254ZM113 248V247H112ZM115 248L112 250V251H115ZM130 250H129V249ZM134 248H132V249H134ZM146 248V247H145ZM170 248V249H169ZM221 249H222V247H220ZM250 248H252V247H250ZM256 248V247H255ZM259 248V247H258ZM125 249V250H124ZM126 249H127V252H126ZM152 249H153V247H152ZM152 249H149V250H151L152 251ZM155 249V248H154ZM153 249V250H154ZM172 249H173V247H172ZM171 249V250H172ZM182 249V248H181ZM219 249V248H218ZM218 249H217V251H218ZM221 249H220V251H221ZM129 250V251H128ZM135 250H136V252H138L139 250L142 252V250L141 249H138L137 250V248H135ZM145 250V249H144ZM143 250V251H144ZM186 250V249H185ZM224 250V249H223ZM118 251L119 252H121V254L120 253H118ZM134 251V250H133ZM156 251H158V250H156ZM174 251V250H173ZM225 251V250H224ZM131 252V251H130ZM135 252V251H134ZM155 252V251H154ZM154 252H153V255H155L154 254ZM175 252V251H174ZM180 252V251H179ZM189 252V251H188ZM204 252V251H203ZM208 252V251H207ZM107 253H112L111 251L110 252H107ZM106 253V255H108ZM123 253V254H122ZM126 253V254H125ZM128 253V254H127ZM133 253V252H132ZM140 253V252H139ZM170 253V252H169ZM209 253V252H208ZM229 253V252H228ZM233 253V252H232ZM116 254V253H115ZM114 254V252H113V255H115ZM115 255V256H117V258H118V255ZM138 254V253H137ZM140 254H142V253H140ZM158 254V252L156 253V255ZM159 254H160V252H159ZM168 254V253H167ZM166 254V255H167ZM185 254V253H184ZM184 254H182V255H184ZM225 254V253H224ZM112 255V254H111ZM122 255H124V256H122ZM170 255V254H169ZM210 255H211V253H210ZM241 255V254H240ZM239 255V256H240ZM109 256V255H108ZM115 256H113V257H115ZM140 256V255H139ZM238 256V255H237ZM110 257V256H109ZM180 257V256H179ZM196 257V256H195ZM243 257V256H242ZM111 258V257H110ZM132 258V259H131ZM222 258V257H221ZM209 259V258H208ZM211 259H212V257H211ZM213 259H215V258H213ZM230 259V258H229ZM239 259V258H238ZM120 260V259H119ZM121 260V261H122ZM180 260L181 261H179L180 263L179 264H192V262H194V264H195V261L194 260H192L191 262L189 261V260H186V261H188V262H184L183 263V261H185L184 260V258H182V256H181V258H180ZM196 260V259H195ZM210 260V259H209ZM216 260V259H215ZM214 260V261H215ZM219 260V259H218ZM141 261V260H140ZM223 261V260H222ZM229 261V260H228ZM232 261V260H231ZM156 262H157V260H156ZM159 262V261H158ZM157 262V264H162V263H158ZM166 262V261H165ZM165 262H163V264L165 263ZM178 262V261H177ZM176 262V263H177ZM197 262V261H196ZM237 262V261H236ZM235 262V263H236ZM121 263V262H120ZM199 263V262H198ZM217 263H218V261H217ZM224 263V262H223ZM222 263V264H223ZM137 264V263H136ZM166 264H167V262H166ZM233 264V263H232Z\"/></svg>",
	"mask_w": 264,
	"mask_h": 264
}]
</instances>
